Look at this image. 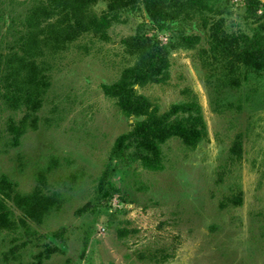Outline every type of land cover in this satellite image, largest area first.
Instances as JSON below:
<instances>
[{
    "label": "rangeland",
    "instance_id": "rangeland-1",
    "mask_svg": "<svg viewBox=\"0 0 264 264\" xmlns=\"http://www.w3.org/2000/svg\"><path fill=\"white\" fill-rule=\"evenodd\" d=\"M109 1L87 7L112 18L103 35L52 52L33 41L47 40L65 0H0V264H264V50L235 39L264 21V0L258 19L245 0H205L161 27L142 0L112 13ZM139 35L155 54L131 45ZM21 57L43 61L46 85L16 141L10 121L32 112L3 93ZM124 78L158 117L195 103L201 138L138 150L128 134L145 116L106 92Z\"/></svg>",
    "mask_w": 264,
    "mask_h": 264
},
{
    "label": "trees",
    "instance_id": "trees-1",
    "mask_svg": "<svg viewBox=\"0 0 264 264\" xmlns=\"http://www.w3.org/2000/svg\"><path fill=\"white\" fill-rule=\"evenodd\" d=\"M94 1L95 0H65L64 10L66 11L64 18L49 25L48 38L47 40H42L44 41L43 44L40 43L42 41L35 38L33 41L34 47H31L32 50L39 51L43 45H46L52 52H55V49L61 46L64 42L72 41L77 36L87 31L103 35L112 18L109 17L107 13H103L99 17L89 14L87 10L88 4ZM204 1L205 0H142V3L150 20L158 24V27H161L165 22L174 20L182 11H196L197 9H194V6H203ZM244 3L247 7L246 10H250L252 15L258 19L259 16L256 17L257 15H255L254 12L255 8L254 11H252L253 3L257 2L254 0H245ZM125 4L126 2L124 0H110L108 4L109 12L112 13V10L115 11L117 8H122ZM261 17L264 18V12L260 15V18ZM216 23L217 22H215V25ZM213 37L215 38L216 35H213ZM235 39L238 46L240 45L246 48L245 53L247 54H250L248 53L249 50L253 51V53L263 51L264 21L258 25L251 38L245 34H240L236 36ZM235 39L233 38L229 43L233 42ZM129 40L133 46L141 45L142 50L151 48L149 47L147 39L140 35L138 37L134 36L129 38ZM151 51L155 54L154 49ZM144 60L141 62H144ZM42 65H44L43 61L36 64L35 60L26 62V59L21 57L18 58V67L11 66L15 70V72L13 69L11 70V76H13V78L14 76H17L16 73L19 70L24 73L20 78L21 80L15 83L14 91H12L11 95L8 94L10 93V90L8 89L3 93L4 101L10 106H17L20 103L25 104L32 112L26 114L18 123L10 121L9 131L14 134L12 140L17 141V138L25 132L26 118L31 117L33 112L37 111L41 105L42 96L44 94V85H46L44 76L40 74V72H42L40 69ZM153 67V63L148 65L149 72H147L149 74H152L150 72H152ZM20 83H24L25 85L21 86ZM124 83L125 78L106 87V92L119 98V104H121L123 111L128 115L145 116L142 121H136L134 129L128 134L129 137L131 136V138H134L133 141L137 143L136 148L138 150H142L145 146L151 150L156 145V141L164 140L172 135H178L186 142L191 143H194L201 138L204 127L195 103L187 102L180 105H173L170 112L167 114L168 116L169 114L177 115V112L180 111L186 113V117L178 115L173 119H167L166 116L158 117L155 115L154 110H151L147 103H145V99L139 95L136 96L131 93L130 89L125 87ZM30 122L35 124L36 117H33ZM123 139L124 138H120L117 144L113 147L111 151L112 158L120 155L119 151L121 147L118 146V144Z\"/></svg>",
    "mask_w": 264,
    "mask_h": 264
}]
</instances>
